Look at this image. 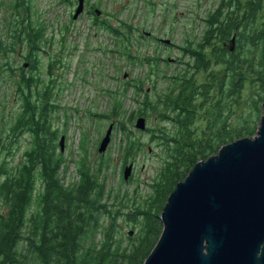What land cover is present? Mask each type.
Returning <instances> with one entry per match:
<instances>
[{
	"label": "trees",
	"instance_id": "1",
	"mask_svg": "<svg viewBox=\"0 0 264 264\" xmlns=\"http://www.w3.org/2000/svg\"><path fill=\"white\" fill-rule=\"evenodd\" d=\"M38 12L30 0H0V264H143L161 234L159 214L177 182L220 146L256 135V101L264 100V0H220L203 19L200 39H186L191 57H179L169 73H159V55L132 49L138 39L131 25L125 32L107 26L123 42L129 62L150 64L145 76L124 84L111 114L120 117L122 99L134 90L137 108L127 112L129 121L156 112L171 124L151 129L169 158L143 204L134 192L108 187L111 153L95 162L85 149L76 166L80 178L66 179L72 156L59 142L62 106L54 76L66 60L50 51L55 37H47L50 24ZM233 36L236 47L230 51L222 44ZM16 53L27 66L17 64ZM160 76L168 83L153 99L143 85L153 78L156 87ZM254 80L261 83L250 98L252 117L233 124L230 108L245 103L242 95ZM114 124L124 133L119 152L125 165L144 142L120 118ZM121 220L141 228L126 240Z\"/></svg>",
	"mask_w": 264,
	"mask_h": 264
},
{
	"label": "rangeland",
	"instance_id": "2",
	"mask_svg": "<svg viewBox=\"0 0 264 264\" xmlns=\"http://www.w3.org/2000/svg\"><path fill=\"white\" fill-rule=\"evenodd\" d=\"M30 1L34 7L38 8V13L50 24L48 25L47 37L52 35L55 37L53 49L50 51L56 54L61 53L66 60V67H57L54 70L58 86L57 98L62 106L57 124L63 129L61 134L65 135V151L66 149L69 150L68 154L72 156L67 164L69 170L66 179L76 181L80 178L76 166L85 149H89L88 160L95 162L100 159L101 153L103 155L111 153V167L106 171L108 187H112L114 193L117 190L134 192L137 195V203L143 204L144 198L153 194L154 190H152L151 183L157 178L164 162L169 158L160 138L151 136V129L154 130L163 125L171 126V124L162 120L158 113L154 112L153 115L150 114L146 118L147 124L145 125L147 128L145 130L134 126L137 116L135 115L134 119L130 121L127 116L129 110L137 108L131 100L134 90L126 92L122 99L123 108L119 118L132 129L135 139L144 142V146L137 158L129 159V162L124 165L122 155L119 152V143L122 141L124 133L114 127V122L118 121L119 118L116 119L111 112L116 97H119L124 91V84L127 81H134L135 78L145 76L150 64L140 61L135 64L129 62L128 58L124 57L121 52L124 47L123 42L118 41L114 36L115 34L109 29L100 32L99 35L100 29L94 25H88L86 18L73 25L72 7L65 4L64 1ZM219 1L156 0L155 5L143 6L141 2L137 4L134 0H105L103 7L110 13L111 26L124 32L127 30V25L132 26V36L138 39L132 49L146 55H152L151 51L156 54L161 52L162 54L159 55L161 56L159 73H169L176 68L175 63L181 56L179 48L169 46L170 49H165L163 43L154 42L151 37L148 38L143 35V30L152 32V36L171 38L179 46L186 44L187 38L197 41L202 36L201 32L206 28L203 19L208 10L216 7ZM4 2L9 3V0H4ZM96 33L98 34L96 35ZM168 55L173 60L175 59V62H171L170 65L167 60ZM15 57L18 65H22L26 61L19 53H16ZM182 58L184 59V57ZM42 73L46 77L47 74L44 70ZM199 77L201 81L202 77L200 75ZM158 80L156 87L152 84L153 78L146 80L143 85L153 99L166 88L168 83L162 76ZM260 83L254 80L252 84H248L242 95L246 98L245 103L239 107H232L234 110L230 108L232 111L230 122L236 124L243 116L252 117L250 98L256 96L255 94L260 90ZM261 91L264 95V90ZM136 97L141 100L143 92L136 94ZM263 101H256L255 108L258 111L254 121L258 125V118H261L263 114L261 108ZM261 110L262 114L259 116ZM65 112H67L68 119L64 115ZM110 124L113 127L110 142L105 151L99 152L101 139L104 138ZM197 125H199L198 122L194 126ZM24 142H26V138H24ZM128 164H132L133 168L126 180L123 178V174L125 166ZM133 224V222L121 220L123 226L121 230L126 240L130 236L128 233L130 230L134 229V233L131 235L134 237L136 231L141 228L140 225L137 224L134 227Z\"/></svg>",
	"mask_w": 264,
	"mask_h": 264
},
{
	"label": "water",
	"instance_id": "3",
	"mask_svg": "<svg viewBox=\"0 0 264 264\" xmlns=\"http://www.w3.org/2000/svg\"><path fill=\"white\" fill-rule=\"evenodd\" d=\"M235 43L233 36L231 51ZM261 108L255 136L220 146L177 182L159 214L161 234L143 264H264V101ZM145 124L146 117L139 116L134 126L145 130ZM112 128L99 152L106 150ZM64 141L62 135V149ZM132 168L125 166L124 179Z\"/></svg>",
	"mask_w": 264,
	"mask_h": 264
},
{
	"label": "flooded vegetation",
	"instance_id": "4",
	"mask_svg": "<svg viewBox=\"0 0 264 264\" xmlns=\"http://www.w3.org/2000/svg\"><path fill=\"white\" fill-rule=\"evenodd\" d=\"M62 1H64L65 4H68L72 7L71 19L73 25L86 18L88 25H94L100 29L99 30V35H100V32L102 33L103 31H107L108 29L107 26L111 24L110 13L107 11L106 8L103 7L105 0H62ZM134 1H136L137 4L138 2H141L143 6L155 5L156 3V0H134ZM80 4H81V10L76 12ZM151 33L152 32L150 31L143 30V35H145L148 38L151 37L154 40V42H160L161 44L163 43L165 49H170L169 46L176 48L178 47L181 53L180 57L186 58L190 56V52L186 50L184 46L185 44L179 46L175 44L171 38L158 37L155 35L152 36ZM97 34L98 33H96V35ZM166 39H169L170 42H166L165 41ZM228 43H229L228 40H226L223 42L222 45L224 48L230 50L229 48L230 46L228 45ZM151 54L153 56H158L162 53L160 52L156 54L154 53V51L153 52L151 51ZM167 59L170 60V62H174L173 58L170 55L167 56Z\"/></svg>",
	"mask_w": 264,
	"mask_h": 264
}]
</instances>
